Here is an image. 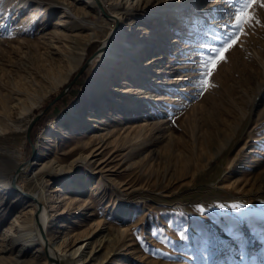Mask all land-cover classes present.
Returning a JSON list of instances; mask_svg holds the SVG:
<instances>
[{
	"label": "rangeland",
	"instance_id": "rangeland-1",
	"mask_svg": "<svg viewBox=\"0 0 264 264\" xmlns=\"http://www.w3.org/2000/svg\"><path fill=\"white\" fill-rule=\"evenodd\" d=\"M108 5L97 12L87 0H0V98L10 105L23 98L15 90L21 75L47 90L24 115L14 106L0 132V264H54L43 234L23 246L32 205L18 187L40 198L51 193V242L63 250L88 242L85 264H264V26L248 29L200 94L192 82L203 45L219 46L213 37L228 31L226 0H147L125 21L124 39L135 52L145 44L141 63L166 79L148 83L150 110L136 115H147L151 131L144 141L124 138L111 111L97 123L105 131L74 124L63 132L64 117L80 109L102 69L104 41L116 33ZM256 14L264 25V8ZM58 19L61 29L78 23L69 33L75 39L56 31ZM49 41L56 51L45 61L39 54ZM66 176L77 184L69 201L58 191ZM234 203L245 208L218 207ZM161 228L167 239L152 235ZM21 246L26 262L16 263Z\"/></svg>",
	"mask_w": 264,
	"mask_h": 264
},
{
	"label": "bare ground",
	"instance_id": "bare-ground-1",
	"mask_svg": "<svg viewBox=\"0 0 264 264\" xmlns=\"http://www.w3.org/2000/svg\"><path fill=\"white\" fill-rule=\"evenodd\" d=\"M96 1L97 2H94V0H87L89 5H91L97 12L99 11L100 7H106V1H110V5H108L110 12L109 16L116 24V33L114 34L111 41H104L99 53V56L103 58L102 69H100L93 76L89 88L84 93L82 100L79 103L80 109L77 107H72L70 109V113L64 117L68 119V122L62 123V131L65 132L66 130H70L74 127V124L80 128L96 127L99 121H107L109 116L113 113V118L116 119L114 123L115 127L118 126L120 129H123L124 138L131 136L132 139L136 141H144L146 135L145 132L151 131V128L149 127L151 123L148 122L147 115H143L144 118L142 119H138V116L136 115L138 112L144 113L145 110H150V105L152 103L151 99L153 95L147 90L149 89L148 83L158 81L157 83L161 85L166 82V79L163 78L158 80V74L160 73L159 69H151L152 66L148 65L150 64L149 62L146 64L141 63L145 44L142 43L137 45L139 48H137L135 52L134 49L136 47L132 48L128 46L132 42H125L124 34L125 29H127V23L125 21H133L137 18V16H140L142 14L141 9L147 3V0H134V4H132V0ZM140 1H142L141 6L139 5ZM55 23L57 32L64 34L65 38L68 40L75 39L69 33H73L75 31L78 23L71 21L70 24H65V26L63 25L65 29L59 28L63 24L60 19H58V21ZM145 32H148L146 27ZM117 41H122L123 43H118ZM54 45L55 44L52 41L47 42V47H49V49H47L46 52L39 54L42 57V60L47 61L48 57L50 58L53 56L54 52L52 51H56ZM131 48V51H133V53L135 52V54L133 55V59L130 60L129 56L130 54L132 55V53L131 51L129 52V49ZM117 52H120V54ZM118 57L119 59L117 61L121 63H119L117 66H113L116 64L117 61L115 59ZM161 57L162 56H158V59ZM50 68L53 69L51 65ZM3 72H8V68H4ZM127 75H130L129 77L132 78V82L134 83L128 81V78L126 77ZM66 77L67 76L65 75L61 80H64ZM43 78L45 80V77L42 76V79ZM142 81L147 84L146 87L141 86ZM58 83H61V81H57L55 83L53 82L51 84L56 87ZM34 86L38 87V89L34 88ZM15 87H17L15 89L17 93L22 95L23 98L21 99L18 97L15 105H10L9 102L3 100V98H0V132L5 131L7 127L9 128V122L11 121L10 114L14 106L18 109L20 116L24 115L31 111L32 107L40 102L47 92V90H43L42 85H39L36 79H29L22 75L20 76L18 83L16 81ZM141 93L143 94L139 96ZM32 97L35 99H32ZM121 113L126 115L125 119L122 118ZM133 119L134 121L136 119L137 122H131ZM97 128L99 127L97 126ZM99 129L105 131V129ZM100 133L102 134V132ZM134 148H136L135 145L132 147V150H134ZM138 154H142V151ZM34 164L35 162L32 163V166ZM58 172H64V170L60 169ZM64 182L65 183L59 187L58 191L66 198L65 201H69L70 197H67L66 195H68V192L72 187L77 188V184L76 182L71 183L68 176L65 177ZM4 185H7V183H4ZM17 194L21 195L22 198L26 197L27 202L32 205L31 213L28 218V236L24 240L23 246L25 245L29 247V242L31 243L35 239L40 240L41 234H43L47 241L46 256L52 263L58 261L59 264H62V260H64L68 264H85L90 256L89 252L85 251L88 242L79 244L77 247L71 250H63L60 245H55L51 242V239L48 235L50 217L47 211V205L45 203L49 200V196L51 197V193L45 192V194H43L40 198L36 193L30 194L21 187H18ZM23 246H21V248L17 251V256L15 258L16 263L26 262L27 247L23 248Z\"/></svg>",
	"mask_w": 264,
	"mask_h": 264
},
{
	"label": "snow or ice",
	"instance_id": "snow-or-ice-1",
	"mask_svg": "<svg viewBox=\"0 0 264 264\" xmlns=\"http://www.w3.org/2000/svg\"><path fill=\"white\" fill-rule=\"evenodd\" d=\"M227 16L228 19L225 24L228 28L227 32L220 37H213L214 40L219 42V46L203 45L206 48L207 55H203L199 59V79L192 82L194 88L203 94L208 88L213 87L211 83V76L215 72L218 65L226 61V53L233 47L237 46L241 39L248 34V29L257 26H264L261 24L260 19L257 17L256 8H264V0H226ZM220 208L231 207L236 210H242L245 205L242 203H234L232 205H218ZM200 212H204L203 207L199 208ZM183 215V213H181ZM247 212H240V217L247 216ZM160 233L162 239L163 229H156L152 235L156 236ZM183 236L184 234L181 233ZM139 239V237H138ZM243 259V257H241Z\"/></svg>",
	"mask_w": 264,
	"mask_h": 264
},
{
	"label": "water",
	"instance_id": "water-1",
	"mask_svg": "<svg viewBox=\"0 0 264 264\" xmlns=\"http://www.w3.org/2000/svg\"><path fill=\"white\" fill-rule=\"evenodd\" d=\"M100 9L103 10L102 7H100ZM95 55H96V53L93 55V57H94ZM84 67H85V65L82 66V67L80 68V70H79V72L77 73V75L80 74V72L83 70ZM64 91H65V89H64L60 94H58V95L55 97V99H58L59 97H61L62 94L64 93ZM35 119H36V118H35ZM33 122H34V120L31 122V124H32ZM20 169H21V167H19V168L17 169V172H19ZM11 185H12V187H13L15 190L17 189L16 186H15V176L12 177V179H11ZM49 260H50V259H49ZM54 264H59V262H58V261H55Z\"/></svg>",
	"mask_w": 264,
	"mask_h": 264
},
{
	"label": "trees",
	"instance_id": "trees-1",
	"mask_svg": "<svg viewBox=\"0 0 264 264\" xmlns=\"http://www.w3.org/2000/svg\"><path fill=\"white\" fill-rule=\"evenodd\" d=\"M48 104V103H47Z\"/></svg>",
	"mask_w": 264,
	"mask_h": 264
}]
</instances>
